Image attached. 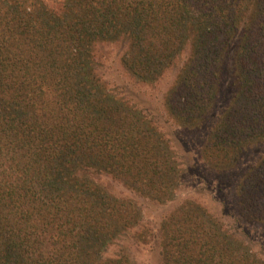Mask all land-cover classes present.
<instances>
[{
  "label": "trees",
  "instance_id": "obj_1",
  "mask_svg": "<svg viewBox=\"0 0 264 264\" xmlns=\"http://www.w3.org/2000/svg\"><path fill=\"white\" fill-rule=\"evenodd\" d=\"M120 41L124 66L145 83L189 47L164 104L186 128L214 119L203 148L214 169L264 143V0H63L60 10L0 0V264H131L105 254L138 229L139 209L97 175L155 202L175 197L172 148L97 71V45ZM237 192L241 215L264 222V155ZM159 232L163 264H264L192 200ZM135 234L147 243V228Z\"/></svg>",
  "mask_w": 264,
  "mask_h": 264
},
{
  "label": "rangeland",
  "instance_id": "obj_2",
  "mask_svg": "<svg viewBox=\"0 0 264 264\" xmlns=\"http://www.w3.org/2000/svg\"><path fill=\"white\" fill-rule=\"evenodd\" d=\"M43 1L56 10H60L63 3V0ZM127 46L126 41L104 42L97 45L95 51L97 71L105 85L117 97L143 112L154 123L159 134L172 148L180 165L182 177L175 197L166 203L140 196L107 174L94 177L108 192L120 198L132 199L140 212L138 229H132L120 237L110 246L105 258L127 253L131 264H163L159 236L162 221L183 202L192 200L208 209L213 218L223 224L227 233L247 245L264 263V222L249 220L241 215L237 192L240 177L264 155V143L250 147L233 169L227 171L214 169L203 156L204 144L214 119L211 120L209 127L186 128L169 115L164 104L167 89L189 56V47L158 81L145 83L133 77L122 62V55ZM229 62L224 77L225 83L231 77ZM226 95L227 93L223 98L221 95L218 108L222 107ZM216 114L215 111L213 117H216ZM140 227L148 230L147 243L136 237L135 232Z\"/></svg>",
  "mask_w": 264,
  "mask_h": 264
}]
</instances>
